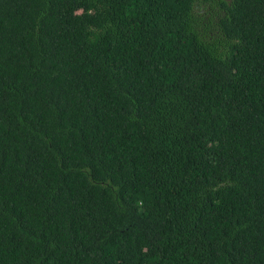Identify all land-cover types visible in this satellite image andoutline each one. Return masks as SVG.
I'll return each instance as SVG.
<instances>
[{
	"label": "trees",
	"instance_id": "trees-1",
	"mask_svg": "<svg viewBox=\"0 0 264 264\" xmlns=\"http://www.w3.org/2000/svg\"><path fill=\"white\" fill-rule=\"evenodd\" d=\"M0 264H264V0H0Z\"/></svg>",
	"mask_w": 264,
	"mask_h": 264
}]
</instances>
